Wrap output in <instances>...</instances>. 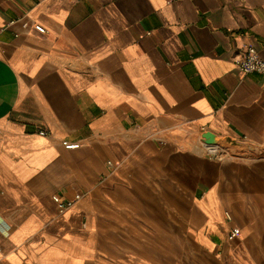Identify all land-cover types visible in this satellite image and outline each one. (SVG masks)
Here are the masks:
<instances>
[{"label": "crops", "instance_id": "0c3cea01", "mask_svg": "<svg viewBox=\"0 0 264 264\" xmlns=\"http://www.w3.org/2000/svg\"><path fill=\"white\" fill-rule=\"evenodd\" d=\"M249 45L264 0H0V264H264Z\"/></svg>", "mask_w": 264, "mask_h": 264}, {"label": "built area", "instance_id": "2783aa9c", "mask_svg": "<svg viewBox=\"0 0 264 264\" xmlns=\"http://www.w3.org/2000/svg\"><path fill=\"white\" fill-rule=\"evenodd\" d=\"M23 27L25 28L28 27V23H23ZM34 27L38 32L41 33L46 32V29L39 24L34 25ZM235 64L237 66V69L240 71V73L244 75H248L250 73H260L264 75V60L260 57L258 49L253 45H249L244 51H242L235 57ZM40 134L46 135L47 132L45 130H41ZM203 139L205 140V138ZM204 143L207 153L215 158L217 157L224 158L229 154L222 147H220V144L218 142L214 144H208L206 142ZM78 146L79 145L77 143L66 144V147L70 149L76 148ZM79 198L80 196L76 195L74 199L62 202L60 208L64 210L70 207L75 202V200ZM239 234H240V229L234 228L230 232L229 238L232 239L236 236H239Z\"/></svg>", "mask_w": 264, "mask_h": 264}, {"label": "water", "instance_id": "95a60500", "mask_svg": "<svg viewBox=\"0 0 264 264\" xmlns=\"http://www.w3.org/2000/svg\"><path fill=\"white\" fill-rule=\"evenodd\" d=\"M203 138H205L206 143H208V144H214V143H217V141H216V139H215V136H214L212 133H210V132L205 133V134L203 135Z\"/></svg>", "mask_w": 264, "mask_h": 264}]
</instances>
